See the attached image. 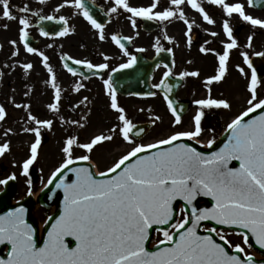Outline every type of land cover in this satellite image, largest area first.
<instances>
[{
    "label": "snow or ice",
    "instance_id": "snow-or-ice-1",
    "mask_svg": "<svg viewBox=\"0 0 264 264\" xmlns=\"http://www.w3.org/2000/svg\"><path fill=\"white\" fill-rule=\"evenodd\" d=\"M47 0H39L45 4ZM210 4L222 6L228 17L238 14L243 21L253 27L264 29V20L254 18L246 14L245 7L241 3L229 4L226 0H208ZM264 0H247L249 6ZM159 0L148 7L131 6L129 0H113L110 13L117 14L120 10L130 13L129 19L133 27L136 25L135 17L147 20L170 21L173 18L183 20L187 25L188 33H191L193 24L185 19L183 6L190 5L203 15L208 24L214 20L202 7L198 0H170V6L162 11H154L158 7ZM65 7H72L76 12L88 21L92 28L98 30L99 39H105L104 25L94 17L85 0H63L54 11L59 12ZM19 16L13 13L10 0H0V16L8 21H17L18 40L23 44L26 52L38 54L42 57L44 67L51 75L49 83L55 90L54 103L49 104L50 110L59 112L61 88L56 76L49 64V57L30 44V8L27 4L19 7ZM32 16L38 13L31 12ZM52 15H39V20L53 21ZM58 22L63 27L56 33L59 36L69 34L68 20L60 15ZM5 24L4 28L7 29ZM223 31L230 42L224 45L223 54H218L219 67L217 74L207 79L206 85L221 81L226 72L230 50L238 47L237 40L233 38V28L228 19L223 22ZM40 35L47 37L48 31L40 30ZM216 36V32L211 33ZM112 41L117 44L129 56L128 49L122 41L129 37L112 35ZM253 37H248V47L252 46ZM191 36H189V42ZM10 43L15 46L17 40ZM158 43V41H157ZM143 51V49H138ZM161 51L157 47V52ZM202 52L213 51L201 48ZM13 52V56L18 55ZM264 56V52L255 53ZM244 63L251 70L248 83L250 98L248 107L240 115L236 116L227 125L229 133L227 142L218 151L208 153L198 151L197 148L187 143H175L181 139L195 140L204 131L202 118L203 110H198L193 117L194 130L177 131L165 139L156 143L137 144L126 155H123L106 172L94 174L87 167L71 168L76 160L73 158L74 147L86 149L89 153L94 146L110 141L111 135L99 134L88 143L78 144L75 137H69L65 141L62 151L65 159L60 167L52 173L48 179V185L53 184L59 176L56 188H62L64 192V206L59 216L48 217V221L54 220L46 230V238L42 245H38L35 233L36 229L25 219L27 209L23 206L12 208L0 215V245H8L6 256H0V264H255L254 257L245 252V247L240 244L234 246L236 253L230 254L225 245H231L224 234L216 228H209V233H216L220 241L218 243L212 235H200L198 229L202 221H214L217 225L235 226L246 230L239 233L243 236L244 245L251 247L249 234L255 240L260 249H264V98L260 96V88L264 87V79L258 77L257 69L253 66L249 53H242ZM62 60L72 61L75 65H83L89 71L104 70L109 67L107 63L98 65L83 60H73L71 56H62ZM107 59V57H106ZM137 62L136 56H130L127 63L119 65L118 69L133 67ZM25 73L33 68L31 63L21 65ZM63 67L72 75H81L77 70L65 62ZM239 67V66H238ZM243 75L244 68H239ZM172 75L171 69L164 73V79L154 85L165 92L167 106L174 117V125H180L182 116L168 93L173 85L166 83V79ZM182 77L199 76V72H183ZM107 95L110 97V107L114 109L121 122L119 132L123 139L132 142L130 136L136 125L125 115V109L117 102L116 89L113 87L111 77L104 81ZM82 85H76L79 91ZM210 91V90H209ZM155 95V93H150ZM87 99V98H85ZM200 109H229L231 105L224 99H199L194 102ZM22 107V105H16ZM250 119V114L257 113ZM180 111H183L181 109ZM6 117L4 107L0 106V121ZM29 120L35 121L39 127L26 128L25 131L35 133V142L31 144V155L22 164V174L27 176L30 167L37 159V150L41 144V128L51 127V120L40 121L29 115ZM159 120V117H156ZM71 123L77 124L78 121ZM82 126V125H81ZM10 131V130H8ZM5 132V136L8 135ZM115 132L116 128L110 130ZM143 129L135 133L139 135ZM214 139L207 142L211 148ZM171 145V147H163ZM156 149V151H150ZM10 150V143L0 145V156ZM141 153H147L140 155ZM135 159H132L134 158ZM76 159L88 161L89 155H83ZM130 161V162H129ZM238 166H230L233 162ZM128 162V163H126ZM123 166V167H122ZM65 170L75 174V179L66 181ZM119 170V171H118ZM110 173L114 175H109ZM102 177V178H97ZM13 174L7 179L0 180V185H7L9 180H14ZM32 181L28 180L29 195H31ZM211 197L214 203L211 207L198 208L195 201L198 197ZM183 201L190 206L179 211L184 215L181 219L174 218L179 212L174 208V203ZM47 223V221H46ZM170 225L165 229L159 226ZM153 226L155 231L162 233L155 245L156 250L146 247L151 237ZM67 238H72V246Z\"/></svg>",
    "mask_w": 264,
    "mask_h": 264
},
{
    "label": "flooded vegetation",
    "instance_id": "flooded-vegetation-1",
    "mask_svg": "<svg viewBox=\"0 0 264 264\" xmlns=\"http://www.w3.org/2000/svg\"><path fill=\"white\" fill-rule=\"evenodd\" d=\"M90 2L103 10V15L99 21L104 25V40L99 39L98 30L92 28L90 23L82 15L78 14L74 8L70 7L68 11L72 15H77L76 19H71L69 14H62V9L59 12L54 11L62 3V0H55L51 10H45L44 5L42 10L32 11L38 13L36 16H32L31 12L29 13V33L36 41L34 44L30 40L31 46L43 53L48 50L57 60L58 70L54 74L61 88L59 103L70 106L71 100L76 97L73 104L82 110H86L85 108L91 106V104H94L97 109H105L106 119L118 124L114 137L118 139V144L115 147L119 148L121 147L119 113L110 107V97L107 95L104 85V81L111 77L113 87L116 89L117 102L120 107L125 109L126 117L133 124L145 122L151 124L149 131L137 141L152 143L165 139L177 131L194 130L193 117L198 110L205 112L202 118L204 131L194 141L207 144L208 140L215 139L231 121L232 110L235 108L233 91L235 92L236 86L233 77L236 74V66L233 64L237 55V48L230 50L227 72L224 78L219 82L206 85L207 79L217 74L219 67L218 54H223L224 45L230 42L223 31V22L227 18L230 20V17L222 10V6L210 4L208 0H198L210 18L214 20L213 24H208L201 13L191 8L190 5H186V8H183L185 19L193 24L191 33H188L187 25L178 18L164 22L152 20L151 30L146 31L141 28V23L137 17L134 18L136 25L133 27L131 20L127 24L121 22V10L117 14L110 13L113 0H90ZM153 2L154 0H151V4ZM169 6L170 0H159L158 7L154 11H162ZM17 9L14 6L13 10L15 11L13 12L21 15ZM39 15H52L56 19L60 15L65 16L69 22V34L66 36L56 35L55 33H58L55 32L57 31V25L54 23L49 25L40 23L38 21ZM78 16L80 20L77 19ZM103 16L104 19H107L105 22H103ZM41 28L44 31H48L50 35L47 37L41 36ZM235 31L233 28V38L237 40ZM212 32H216L217 35L215 37L212 36ZM112 35L130 38L127 41H122L128 49L129 56H125L123 50L112 41ZM189 36H191L190 42ZM262 37L264 39V29ZM157 47L161 51L157 52ZM202 47L213 51L202 52ZM138 49H143V51H138ZM137 55L142 58H148L152 62L147 92L149 94L146 96L121 93V82H125V79H121V69L113 71V69H118L120 64L127 63L130 56ZM62 56H71L73 60L79 59L95 65L107 63L109 67L104 70H96L93 73L92 71L84 70L83 65H77L75 68L76 70L79 69L77 73L83 71L84 75L77 74L74 76L63 67L65 62L72 64V61L62 60ZM169 69H171L172 75L166 79V83L173 85V88L168 93V98L173 101L174 106L182 116L180 125H174V117L167 106L165 92L161 88L154 87V85L159 84L164 79V73ZM193 71L199 72V76H181L183 72ZM48 77L51 79L50 74L47 75V79ZM76 85H82L79 91L75 90ZM150 93H155V95H150ZM207 98L224 99L228 101L231 107L229 109H217L215 107L212 109H200V106L194 103L196 100ZM129 104H152L153 108L151 110H154V112H151L147 118L142 116L139 118L129 117L127 114ZM181 109L183 111H180ZM156 117L160 119L157 120ZM165 132L168 133L162 136ZM130 140L135 141L131 136ZM105 142L107 143L108 141Z\"/></svg>",
    "mask_w": 264,
    "mask_h": 264
},
{
    "label": "rangeland",
    "instance_id": "rangeland-1",
    "mask_svg": "<svg viewBox=\"0 0 264 264\" xmlns=\"http://www.w3.org/2000/svg\"><path fill=\"white\" fill-rule=\"evenodd\" d=\"M54 2L55 0H47L45 4H40L39 0H10L12 9L14 6L19 8L27 4L31 10L30 12L42 10L44 5L45 10H51ZM226 2L229 4L241 3L245 7L246 14L264 20V9L255 10L250 8L247 0H226ZM129 3L135 7H148L151 5V0H129ZM183 8H186V5ZM68 10H70V7H65L61 12L64 15L69 14L71 19H76L77 15H72ZM14 14L19 16L17 13ZM130 15V13L121 10V22L129 23ZM77 19L80 20L79 16ZM229 22H231V27L236 30L235 36L238 38L237 55L233 64L236 66V74L233 77L236 86L235 92L233 91V104L235 106L232 110L231 119H233L246 110L248 107L247 100L250 98L247 86L251 73L244 63L242 53L252 54L257 51H264V39L262 37L263 29L253 27L250 23L243 21L238 14H233ZM5 24L8 25L7 29L4 28ZM19 27L20 25L17 21H8L0 16V68L3 72L0 82V106L4 107L6 111L5 119L0 121V145L5 142L10 143V150L0 156V180L7 179L13 174L15 175L17 188L13 202L27 195L29 192V179L32 181L31 193L33 195L47 182L55 169L64 162L65 156L62 149L69 137H75L78 144L88 143L99 134L113 137L107 143L104 141L94 146L91 153L86 149L74 147L73 158L89 155V160L98 172L108 170L123 155L131 151L135 145L144 144V141L135 142L131 140L132 142H127L121 135V147H115L118 144V139L114 137L118 124L106 119L105 109H97L94 104L87 106L86 110L74 105L76 97L71 100L70 106L59 103V112L50 110L48 106L55 102V90L49 83L50 77L47 79L49 72L44 67L42 57L38 54L28 53L22 47L18 40ZM250 35L253 40L252 46L248 47V37ZM12 40H17L15 46L10 43ZM14 51H18L19 54L13 56ZM44 54L49 57V64L53 72L56 73L58 67L55 56L49 53L48 50ZM24 63L33 65V68L27 73L21 67ZM239 68H244L247 75L241 74ZM260 96L264 98V87L260 88ZM16 105H22V107H16ZM151 108H153L152 104H129L127 114L129 117L139 118L142 116L147 118L151 112H154ZM29 115L40 121L51 120L52 126L50 128H41V144L37 150V159L33 163L38 166V172L34 173L29 170L28 175L25 176L22 174V164L30 157L31 144L36 139L34 132L25 131V129L39 127L35 121L28 119ZM72 121H78V123H71ZM113 128H116L115 132L110 131ZM6 131H8L7 136H5ZM167 133L165 132L162 136ZM1 188L2 185H0V190ZM49 213V209H45L38 204L34 207L33 217L37 220L40 228L44 226ZM183 215V212H179L178 219H181ZM219 232L226 236L232 249L236 244H240L245 247L247 254L255 257L259 256L256 252L251 251L248 246L244 245L242 235L224 231ZM160 239H163L162 233L155 232L151 245H156Z\"/></svg>",
    "mask_w": 264,
    "mask_h": 264
},
{
    "label": "water",
    "instance_id": "water-1",
    "mask_svg": "<svg viewBox=\"0 0 264 264\" xmlns=\"http://www.w3.org/2000/svg\"><path fill=\"white\" fill-rule=\"evenodd\" d=\"M264 4L257 2L255 3L253 6L257 7V8H262ZM90 9V7H89ZM143 28H145L146 30H150V20L144 19L143 18ZM58 27V26H57ZM35 44V42H33ZM30 44H32L30 42ZM252 62H253V66L257 69V73H258V77H262L264 75V59L261 56H253L251 58ZM150 70H151V66H150V62L146 61V62H138V64L136 63L135 65H133V67L131 68H127V69H121V77H124V79H130L132 81H130V84H121L127 88L126 92H135L138 91L139 87H144L147 86V80L150 74ZM259 114V110L257 111V113L254 114H250L249 117H246L245 119H250L253 115H258ZM147 125L145 124H137L136 128L133 130V132L135 130H138L140 128H145L144 130H146ZM228 132L225 131L214 143V145L211 148H203L200 147L192 142L189 141H185V140H180V141H176L175 143H187L190 144L191 146L197 148L198 151H202L205 153L211 152V151H218L219 148L223 147V145L227 142V136H228ZM163 147H171V145H166ZM150 151H156V149H152ZM147 153H141L140 155H145ZM132 159H135L132 158ZM130 162V161H129ZM128 163V162H126ZM230 166H238V162H233ZM81 168V167H87L89 168L91 171H93V173L95 174L93 168L91 167V165L86 162V161H76L73 165L69 166V169L71 168ZM123 167V166H122ZM119 171V170H118ZM66 172V181L67 182H71L72 180L75 179V174L72 173L70 170H65ZM109 175H114L112 173H110ZM97 178H102V177H97ZM59 183V176L56 180L53 181V184L51 185H46L41 191L40 193H38V195L35 197H33V195H27L25 198H23L21 201H19L16 204H11V200L15 194L16 191V184L14 180H9L7 185H3V189L2 191H0V215H3L5 212L11 210L12 208L15 207H19V206H23L27 209V212L25 214V219L27 220L28 223L32 224L33 227L36 229V239L38 241V245H42L43 239L46 238V230L50 227L51 223L54 222V220L52 221H48V218L46 219L47 223L45 222V225L43 226V228L41 229L40 235H39V229L37 227L36 221L32 216V209L35 206L36 203L40 204L41 206L45 207V208H53L52 213L49 215V217H57L59 216L60 212L63 210V206H64V192L62 188H56L55 185ZM214 203V201H212L211 197H205V196H201L198 197L197 200L195 201V205L198 208H207V207H211L212 204ZM190 206H187L184 204L183 201H177L174 203V208H176L177 210L179 208H187ZM176 217L174 218L173 222L175 221ZM209 227V228H216L217 230L220 231H231V232H235V233H242L245 232L246 230L237 228L235 226H225V225H217L214 221H202L201 222V227L198 229V232L200 235H212L213 239H215L218 243H224L223 241H220L219 238L217 237V235L215 233H209L207 230H202V227ZM157 226H153V230H151V237L150 240L147 242L146 247L151 251V250H156L155 246H150V242L152 240V235L155 231V228ZM161 228H169L170 225H161L159 226ZM249 243L251 245V248L257 252L261 257H254V261L255 264H264V249H260L258 245L255 244V240L253 238H251V235L249 234ZM69 243L74 246V241H72V238H67ZM226 249L229 250L230 254H239L236 253L235 251H231L227 245H225ZM9 246L8 245H0V256H6L7 251H8ZM240 255V254H239ZM244 258V257H242Z\"/></svg>",
    "mask_w": 264,
    "mask_h": 264
}]
</instances>
